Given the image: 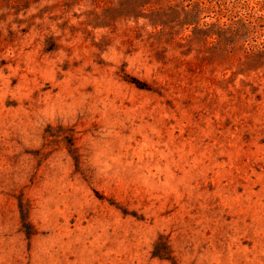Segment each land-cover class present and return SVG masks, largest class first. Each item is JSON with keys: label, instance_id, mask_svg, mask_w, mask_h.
Wrapping results in <instances>:
<instances>
[{"label": "rangeland", "instance_id": "1", "mask_svg": "<svg viewBox=\"0 0 264 264\" xmlns=\"http://www.w3.org/2000/svg\"><path fill=\"white\" fill-rule=\"evenodd\" d=\"M0 264H264V0H0Z\"/></svg>", "mask_w": 264, "mask_h": 264}]
</instances>
